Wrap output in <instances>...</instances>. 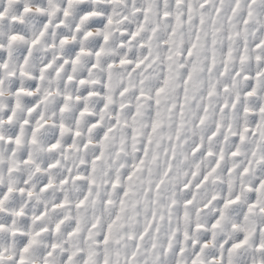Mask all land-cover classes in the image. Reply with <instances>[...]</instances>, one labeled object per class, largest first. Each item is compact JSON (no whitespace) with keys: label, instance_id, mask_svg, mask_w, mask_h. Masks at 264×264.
<instances>
[{"label":"clouds","instance_id":"obj_1","mask_svg":"<svg viewBox=\"0 0 264 264\" xmlns=\"http://www.w3.org/2000/svg\"><path fill=\"white\" fill-rule=\"evenodd\" d=\"M0 264H264V0H0Z\"/></svg>","mask_w":264,"mask_h":264},{"label":"rangeland","instance_id":"obj_2","mask_svg":"<svg viewBox=\"0 0 264 264\" xmlns=\"http://www.w3.org/2000/svg\"><path fill=\"white\" fill-rule=\"evenodd\" d=\"M96 23H98V22H96Z\"/></svg>","mask_w":264,"mask_h":264}]
</instances>
